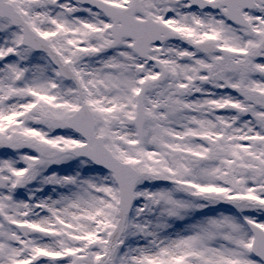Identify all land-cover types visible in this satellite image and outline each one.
I'll return each instance as SVG.
<instances>
[{
  "label": "snow or ice",
  "instance_id": "snow-or-ice-1",
  "mask_svg": "<svg viewBox=\"0 0 264 264\" xmlns=\"http://www.w3.org/2000/svg\"><path fill=\"white\" fill-rule=\"evenodd\" d=\"M0 264H264V0H0Z\"/></svg>",
  "mask_w": 264,
  "mask_h": 264
}]
</instances>
